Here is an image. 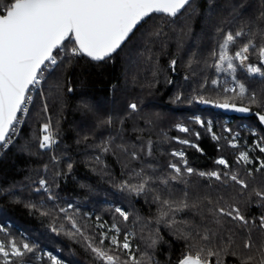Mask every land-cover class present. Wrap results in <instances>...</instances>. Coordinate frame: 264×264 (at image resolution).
<instances>
[{
	"label": "trees",
	"instance_id": "trees-1",
	"mask_svg": "<svg viewBox=\"0 0 264 264\" xmlns=\"http://www.w3.org/2000/svg\"><path fill=\"white\" fill-rule=\"evenodd\" d=\"M7 3L0 0V8ZM251 11L256 29L260 28L264 25V0H191L177 17L152 14L106 61L65 54L58 57L59 65L54 71L47 70L41 90L33 95L22 129L0 157V238L9 251L12 241L18 247L27 243L33 248L27 252L21 247L23 257L9 255L7 259L0 254V264H50L49 259H38L44 250L59 253L68 264H84L77 254L101 264L83 237L130 262L123 250L116 252L109 239L102 237L96 217L117 225L120 241L133 233L128 236L132 253L144 264H178L185 255H196L201 249V255L207 256L205 245L217 251L229 235L236 243L227 254L207 257L211 264L218 260L220 264H241L249 254L256 257L251 264H259L256 248H243L241 235L246 230L230 220L220 228L212 222L210 211L235 205L257 225L264 215V200L253 191L264 192V169L249 171L248 165L239 162L225 131L228 124L235 129L246 122L256 126L264 140V128L255 116L264 114V101L258 102L256 92L255 102H250V88L243 97L224 91L234 81L232 72L218 70L212 55L225 33ZM254 61L260 64L258 55ZM216 79L220 81L215 88L219 97H211L207 92ZM225 102L247 106L250 115L216 109L217 103ZM131 104L137 105L136 111ZM45 123H50L56 143L41 149ZM180 124L189 131L177 129ZM176 137L197 146L180 143ZM105 147L109 150L104 151ZM176 149L183 151V158L173 155ZM221 156L230 167L216 163ZM183 159L193 173L185 171ZM171 164L180 167L181 174L177 175ZM203 171L220 172L222 181L200 176ZM224 173L228 177L237 174L249 187L242 189ZM173 176L177 178L171 179ZM41 180L47 185L42 186ZM144 180L148 184L139 195L121 189L125 182L137 186ZM164 180L168 183H162ZM155 196L186 199L198 206L176 212V223L169 226L172 213L166 218L168 223L160 220L163 206ZM117 207L129 214L127 221L115 211ZM205 229L211 230L210 236L216 233L210 241L200 238ZM157 233V245L148 247L149 237ZM261 238L259 230L252 229L257 247ZM232 251L237 255H231Z\"/></svg>",
	"mask_w": 264,
	"mask_h": 264
},
{
	"label": "snow or ice",
	"instance_id": "snow-or-ice-1",
	"mask_svg": "<svg viewBox=\"0 0 264 264\" xmlns=\"http://www.w3.org/2000/svg\"><path fill=\"white\" fill-rule=\"evenodd\" d=\"M190 3L191 0H8L6 6L0 8V149L11 144L12 137L16 134V126L20 123L18 114L27 113V106L31 101L30 90L41 85L45 71L49 68L55 70L60 63L58 57H61L62 53L71 57H87L96 62L106 61L121 49L122 45L133 34L134 29L146 18L152 16V14L177 17L186 6H190ZM244 35L243 31H237L235 34L232 32L225 33L222 37V43L218 45V51L212 53L217 61L215 67L218 70L235 73L237 64H239L249 74L264 77V44L257 45L254 40L249 39L234 54H230V47L235 45L237 39ZM69 45L72 46L69 47ZM251 52H255L259 56V65L246 63ZM172 64L175 65V61H172ZM233 79H235L234 76ZM212 83L218 84L219 82L213 80ZM237 88L239 89L238 93ZM224 91L241 97L247 93L243 83H238L236 87L226 88ZM249 100L255 102L254 93L249 95ZM201 102L208 103L206 100H201ZM218 106L225 109L231 108L239 112L250 111L248 107H238L235 103L225 102ZM129 107L133 111L137 110L136 104H131ZM259 120L264 122V115H259ZM198 122L203 124V121ZM42 131L44 135L39 147L41 149L51 148L56 140L53 137L50 123H45L42 126ZM180 131L188 132L189 129L180 126ZM195 135L199 136V133ZM180 143L190 144L191 142L182 140ZM103 150L108 151L109 149L105 147ZM148 151L150 154V145ZM260 151L264 152V148H260ZM132 155L134 158H138L136 153H132ZM173 155L183 158L185 154L174 152ZM238 159L245 164L251 163L247 152H242ZM216 163L230 167L223 158L216 161ZM183 164L188 174L194 172V169L187 167L186 159H183ZM68 167L71 170V164ZM169 167L174 169L177 175L181 174V168L176 164H171ZM260 168L264 169V162H261ZM199 175L214 177L216 180L222 181V174L218 171L200 172ZM223 176L228 177V173H224ZM176 178V176L171 177L173 180ZM228 178L239 184L242 189L249 187L248 183L237 174H232ZM39 183L42 186L47 185L45 180H41ZM162 183L167 184L168 180H164ZM147 184L148 180H144L143 183L137 186H129L125 182L121 185V189L134 191L139 195L145 192ZM253 191L256 197L264 200V192L255 189ZM49 198L54 199L51 195ZM154 200L159 201L163 206L160 220L168 223L166 218L169 217V213H172L169 226L176 223V212L198 206L196 203L189 204L186 199L181 201L161 200L159 196H155ZM60 210L65 211V209ZM115 211L119 213L124 221L128 220L129 214L126 211L119 207L115 208ZM210 211L213 215L212 222L220 228H223L225 220H230L238 228L245 229L246 231L241 235L243 248L248 250L256 248L260 255L259 264H264V215L259 217L260 223L257 225L254 219H247L241 213L240 208L235 205L214 207ZM72 226L76 227L75 221H72ZM101 227H104V225H101ZM254 228L259 230L262 237L258 247L252 239V229ZM110 230L114 234L111 237L102 234L103 238L110 239L116 252L123 250L130 257V262L129 260H122L115 253L110 254L100 247L93 246L87 237H83L87 241L88 247L100 259L101 264H144L132 253L128 236L134 234L128 233L121 242L118 238L120 228L113 224ZM76 231L83 236L79 228ZM209 232H211L210 229H205V234L200 237L202 241H210L212 236L216 235L215 232H212V236H210ZM185 238L187 239V235ZM159 239L158 233L155 236H150L148 247L154 248ZM101 243H103V240H101ZM235 243L233 236L229 235L226 243L217 251H213L205 245L207 256L201 255L204 251V249H201L195 256L185 255L180 264H210L207 257L214 255L219 257L220 253L227 254L229 248ZM21 247L27 252L33 251L29 244L24 243L18 247L15 241L11 242V250L8 251L5 243L0 242V254H3L4 257H9V255L23 257L25 252L21 250ZM231 255L235 256L237 253L232 251ZM49 256L53 260V264H63V261L52 257L51 254ZM144 256L147 261H151L152 257L147 253H144ZM255 259V256L249 254L246 259H241V264H251ZM5 264H8V262L5 261ZM217 264H220L219 260Z\"/></svg>",
	"mask_w": 264,
	"mask_h": 264
},
{
	"label": "rangeland",
	"instance_id": "rangeland-1",
	"mask_svg": "<svg viewBox=\"0 0 264 264\" xmlns=\"http://www.w3.org/2000/svg\"><path fill=\"white\" fill-rule=\"evenodd\" d=\"M252 16H253V12L251 11V12H249L247 14V16H245L243 18V20H241L236 26H234L229 31V32H232L233 34H235L237 31H244V30L247 29L246 30L247 33H245L244 37L243 36L239 37L237 39L236 44L230 47V54H234L235 51H237L249 39L254 40V42L257 45L262 43V41L264 39V25H262L260 28L256 29L255 22H254ZM249 27H251V30H248ZM256 56H257V54L255 52H251L249 54V60L246 63H251L253 65H257V63L254 61ZM233 76L235 77L234 81H232V83L229 86H227L226 88L236 87V85L238 83H243L245 85L246 89L247 88L251 89L252 93L255 94L257 92V95L259 97L258 102H263L264 101V77H261L259 75H251V74H249L246 71V69L244 67L239 66V64H237V69H236L235 73H232V77ZM216 80H218V79H216ZM218 82L220 83L219 80H218ZM216 86H217V84H212L210 90H208V92H207L209 95H211V97H219V92H216V90H215ZM196 120L197 121H202V119L199 116L196 117ZM226 122L229 123L230 119L227 118ZM209 123H211V121ZM180 126H183V127L187 128L186 125H181L180 124V125H178L177 129L180 130ZM211 126H212V124H210V130H211ZM227 129H229V131ZM225 131H226V135L229 136L228 137L229 138V143L228 144L230 146H231V144H235L236 143V139H234V136L240 133L242 135V137L240 138L242 144L245 145L246 143H248L249 142V138L251 136V137H255L258 140V142L260 143V145L262 147H264L263 136L259 132V130H258V128L256 126H253V125H250V124L244 122V123L239 124L235 129H233L228 124L225 127ZM211 133H212V135L215 138H217V135L215 133H213V132H211ZM253 133H255V134H253ZM175 140L180 142L182 140H187V139H181L179 137H176ZM188 141H190V140H188ZM190 144L196 145V143H194V142H191ZM231 147L235 149V151H236V159L239 161V159H238L239 158V154H241L242 152L246 151V149L243 150L244 148H241V149L237 150V148H235L233 146H231ZM174 152H183V151L176 149V150L173 151V153ZM221 158L225 159L223 156H221V157H219L217 159V161L219 159H221ZM239 162H241V161H239ZM245 165H247V164H245ZM247 168H248L249 171L260 169V168L251 167L250 165ZM205 173H207V172H205ZM89 215H91V214H89ZM96 221H97L98 226L102 229V234H107L108 237H111L114 234V232L110 230L112 225L107 223V221L105 219H100L99 217H96ZM101 225H104V227H101ZM119 235H120V232L118 234V238H119ZM102 237H103V235H102ZM128 239H129V242H130V238L129 237H128ZM109 241H110V239H109ZM0 242H3V240L1 238H0ZM121 242H123V240ZM130 244H131V242H130ZM49 254H51L52 257H55L56 259L63 261V264H68V262H66L60 256L59 253L52 252L50 250L41 251L38 254V259L42 260L43 258H46V259H49L50 264H53V260L50 259ZM77 257L84 264H92L86 258L82 257L80 254H77ZM7 259H9V257H7ZM19 264H42V262H21Z\"/></svg>",
	"mask_w": 264,
	"mask_h": 264
},
{
	"label": "built area",
	"instance_id": "built-area-1",
	"mask_svg": "<svg viewBox=\"0 0 264 264\" xmlns=\"http://www.w3.org/2000/svg\"><path fill=\"white\" fill-rule=\"evenodd\" d=\"M63 55L64 54L62 53V56ZM46 73H47V71H45L43 73V79H42L41 85L38 87H33L30 90L31 101L28 103V106H27L28 111H27V113L19 114L20 123L16 126V134L12 137V142L16 139L17 135L19 134L20 130L23 127V124L26 120V117H27L29 110H30L32 103H33V95L35 94L36 91L41 90L43 81L46 77ZM227 130L229 131V129H227ZM253 134H255V133H253ZM241 137H242V135L240 133L235 135L234 139H236V143L231 144V146L237 148V150L241 149V148H244L243 150L246 149V151H244V152L248 153L249 160L251 161V163H248L247 165L248 166L250 165L251 167H255V168H260L261 162H264V152H261L260 148H264V147H262L260 145V143L258 142V140L255 137H251V136L249 138V142L244 145V144H242V142L240 140ZM12 142H11V144H12ZM11 144H9L7 147H5L3 149H0V157ZM239 156H240V154H239Z\"/></svg>",
	"mask_w": 264,
	"mask_h": 264
},
{
	"label": "water",
	"instance_id": "water-1",
	"mask_svg": "<svg viewBox=\"0 0 264 264\" xmlns=\"http://www.w3.org/2000/svg\"><path fill=\"white\" fill-rule=\"evenodd\" d=\"M183 11V10H182ZM181 11V12H182ZM179 15V14H178ZM147 19V18H146ZM145 19V20H146ZM141 23H143V21L141 22ZM139 26V25H138ZM138 26H137V28H138ZM136 28V29H137ZM136 29H134V31L136 30ZM134 31H133V33H134ZM132 35V34H131ZM131 35H130V37H131ZM123 46V45H122ZM55 53V52H54ZM115 54V53H114ZM220 103H217L216 104V109H221L222 111H225V112H228V113H231V114H233V115H236V116H248V115H250V111H248V112H239V111H236V110H234V109H231V108H228V109H225V108H221V107H219L218 105H219ZM222 104V103H221ZM238 107H247V106H244V105H238V104H236ZM259 115H264V114H262V113H256L255 114V116L257 117V119H258V121L260 122V124L263 126V128H264V122H261L260 120H259ZM18 116H19V114H18ZM192 256H195V255H192ZM178 264H180V261H179V263ZM211 264V263H210Z\"/></svg>",
	"mask_w": 264,
	"mask_h": 264
}]
</instances>
